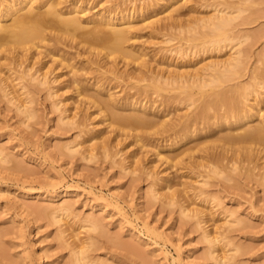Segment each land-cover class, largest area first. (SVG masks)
Listing matches in <instances>:
<instances>
[{
    "label": "rangeland",
    "instance_id": "374dc122",
    "mask_svg": "<svg viewBox=\"0 0 264 264\" xmlns=\"http://www.w3.org/2000/svg\"><path fill=\"white\" fill-rule=\"evenodd\" d=\"M57 1L71 10L73 0ZM85 1V23L102 12L134 16L126 43L133 55L127 59L90 55L96 48L87 40L91 24L68 34L48 31L62 39L66 53L43 61L64 73L62 81L80 68L86 94L66 87L51 96L46 85L36 86L25 75L26 65L6 58L8 46L0 52V78L9 79L7 88L0 82V264H77L79 251L85 264H216L211 251L228 264H264V158L233 160L241 148L264 151V140L239 139L264 115V106L234 130L219 127L221 117H210L226 106L210 103V87H191L190 96L168 85L137 94L152 72L177 71L189 78L237 50H243V65L224 87L247 83L257 67L264 68V0H250L233 14L228 32L233 40L225 42L214 41L215 33L208 31L216 13L212 0H166L154 7H147L149 0ZM98 50L101 58L109 52L103 46L93 52ZM109 93L116 110L99 111L90 101ZM132 100L154 111L150 124L119 120L133 112L125 104ZM203 103L209 120L195 124ZM181 122L190 123V130L178 137L172 130ZM197 210L203 211L201 221ZM206 231L220 237L216 247Z\"/></svg>",
    "mask_w": 264,
    "mask_h": 264
},
{
    "label": "bare ground",
    "instance_id": "6f19581e",
    "mask_svg": "<svg viewBox=\"0 0 264 264\" xmlns=\"http://www.w3.org/2000/svg\"><path fill=\"white\" fill-rule=\"evenodd\" d=\"M42 1L43 2H41V0H0V52L3 51V47L8 46L9 51L6 58H9L19 66L26 65L27 69L23 70L25 75H29L32 80H35L37 82L36 86L46 85L51 96L58 94L61 89L66 87L75 88L80 95L86 94L87 92L85 91V78L79 75V72H81L80 68L75 69L73 71V75L67 81H62L60 77L64 73H57L58 68H54L53 65H49V61H43V58H46L49 55L55 56V54H60L63 56L64 53H66L65 51L62 52L63 50L60 46L62 39L60 37L49 36L48 31L53 29H61L64 31L63 33L68 34L69 32H77L84 29V24H91L92 39L87 40L90 44H94L92 46H96V48L93 50L96 51L98 46H103L109 49V52H106L102 58L101 56H103V50H98L97 52H93V50H91L89 51L90 55L92 54L97 56L101 60L105 58L111 59L115 54L123 55L126 59L128 56L133 55L132 50H129V53L126 51V43L132 37L131 31L134 26L131 25V23L134 21V16H126L121 14L119 17L112 12H109L108 14L102 12L98 17L90 18L85 23L83 20V16H85L87 11V9L83 8V4L86 2L85 0H73L71 10L69 11H64L63 8L59 6L60 2L57 0ZM165 1L166 0H149L147 7L163 5L166 3ZM252 1L254 2V0ZM212 2L213 3L211 5L215 7L216 13L209 20L210 22L208 31L210 30L209 33H215L216 36L214 35V41L217 39L216 42L218 40L223 42L231 40V35H229L228 32H230L229 30L232 28V21H235V18L238 15L236 14V11L241 13L240 11L243 9H241V6H244V4L250 2V0H212ZM255 3H257L256 0ZM25 4L27 5V8H22ZM43 8H45V10H41ZM234 13L236 17L233 15ZM117 24H120L121 26L117 27ZM172 25L170 24L171 27H168L172 28ZM208 31H206L204 34L208 33ZM200 33V36L198 35V37L202 38L201 35L204 34ZM51 41H54V43L50 46L48 44ZM43 46L46 48L45 51L41 50ZM242 51L237 50L236 55H231L229 59L216 61L207 65L203 69L202 73L197 72L195 74H190L189 78H187L183 73L177 71H174L173 73L171 72L169 75L152 72L150 77L151 82L144 87L141 86L137 90V94L140 96H146V93L150 92V90L159 92L162 89H166L171 86L172 89L177 91L179 90L180 93L185 92V94L187 93L186 95L190 96L191 93L189 92V88L191 87H198L200 90H203L205 87H210V94H208L209 92L207 93L208 97L210 98L209 101H211L210 103L212 104L213 102V104L216 103L220 105L222 104L221 106H227V108L225 106V110H227H224V113H219L218 115H212L210 117H221L220 124L218 125L219 127L220 125H228V128L236 130L238 127L248 124L254 117L256 110L261 113L262 109L260 106H264V93L261 95L259 94L258 90L260 88L264 89V68L257 67L253 71L252 76L250 77L251 79L247 83L237 85L235 84L236 86L233 85L230 87H228L229 85H225L224 87V84L232 81L233 77L237 75V69H240L241 64L243 65ZM131 53L132 55H129ZM52 62L54 63L55 60ZM63 62H65L64 58L60 60V63ZM107 63H109V61H107ZM36 64H38V67H35ZM31 71H33V73H31ZM109 71L115 72L112 68H110ZM16 78H19V75ZM144 79L145 78L138 77V81ZM8 80L9 79L6 78H0V82L5 85L6 88L8 87ZM166 85H168V87ZM165 86L166 88H164ZM220 88L221 90H218ZM97 89H101V87L98 86ZM185 94L183 95L185 96ZM108 96L109 97L105 98L103 94H97L96 96H92V100L90 101L93 104L95 103L94 105H98L99 111H102V109L105 107L109 108V106L114 107V110H116L115 106L118 104V102L111 101L112 93H109ZM56 101H58V103L56 102L57 105L62 102L60 99ZM251 101H253V103L250 105V108L246 107L247 109H245L244 107L247 105V102ZM206 103H208V101H206ZM122 104H124V102L120 103V105ZM125 104L130 105L133 112L129 114H120L122 115L121 117L118 115L120 117L119 120L121 119L122 122H126V124L129 122L130 124L136 123V125H145L150 124V122L153 120L151 117L154 116V111H151V109L146 107L143 108L144 102L142 100H140V102L132 100L129 101V103L126 101ZM207 105L203 106L202 112L199 111L200 113H195L197 115L195 116L194 123L196 120L198 122L199 118L201 121L200 123H206V120H209L206 118V116H204L203 113L206 108L208 109V106H211L210 104L208 106ZM240 105H243L242 108ZM184 123L185 122L176 124L174 128L171 126L174 129H171L173 135L175 134V136L182 137V134L180 133H183L187 125H190V123H187V125H184ZM193 125L194 124H192V126ZM188 128L189 127H187V129ZM204 129L205 128L203 127L202 130ZM189 130L190 129H188V131ZM191 132L194 135L193 131ZM139 137H136L137 140H139ZM251 138L264 140V115H261V118L258 119L255 125H250V127L246 129L239 139L241 143H246ZM178 142L179 141L175 142V144ZM241 149L242 151H237L236 155L233 157L235 163H238V161L239 163H254L256 160H261L264 158V151L262 152V150H258L256 152L252 149ZM0 154L2 155L1 152ZM256 165H258V163ZM170 200H174V195L170 196ZM66 205L63 203L61 206L63 210L65 209ZM182 209L183 212L186 213L188 208L183 206ZM202 213L203 211L201 210H197L195 212V216L199 218V221H201ZM61 219L62 218H59V220ZM92 225L95 226V223H92ZM205 233V237L210 242L211 247H216L221 241L220 237L212 236L209 231H206ZM210 253L213 255V257H215L216 264H228L227 260L224 259L223 256L219 259L218 256H215L214 251H211ZM85 259L86 257L83 252H77V264H85Z\"/></svg>",
    "mask_w": 264,
    "mask_h": 264
}]
</instances>
